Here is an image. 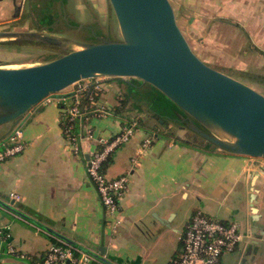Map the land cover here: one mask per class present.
Segmentation results:
<instances>
[{
	"label": "crops",
	"instance_id": "1",
	"mask_svg": "<svg viewBox=\"0 0 264 264\" xmlns=\"http://www.w3.org/2000/svg\"><path fill=\"white\" fill-rule=\"evenodd\" d=\"M32 2L0 0V30L12 22L18 25L12 30H29L23 23V12ZM39 3L33 2L36 6ZM228 4L246 22L255 20L256 15L261 20V12L264 15V0H234ZM73 90L48 97L22 118L0 126V150L12 144L9 135L15 128L22 131V151L0 162V226L7 227L9 241L26 256L3 255L0 264H30V260L39 259L54 243L52 234L43 228L115 264L158 263V256L149 259L144 247L150 234L156 235L150 253H155L153 248L163 241L168 249L164 263L172 264V257L182 247L186 225L196 211L237 222L239 230L247 234L232 253H238L234 264H240L244 257L246 263L264 264V162L260 158L219 149L203 152L182 137L187 136L183 130L176 135L168 133L170 126L162 122L163 129H158L153 124L158 120L149 112L128 119L126 114L133 111L122 109L115 94L91 101V107L86 108L88 114L75 121L77 140L73 142L61 126L65 108L72 103V96H64ZM101 106L105 109L101 116L91 112ZM132 122H136L137 136L133 134L128 143L117 146L103 168L107 178L128 175V186L115 214L119 224L113 226L86 174L85 160L98 137L108 138ZM85 130L92 132L91 139L85 136ZM146 138H152L151 143L139 152ZM12 192L21 196L17 205L9 197ZM246 250L250 251L245 254Z\"/></svg>",
	"mask_w": 264,
	"mask_h": 264
},
{
	"label": "water",
	"instance_id": "2",
	"mask_svg": "<svg viewBox=\"0 0 264 264\" xmlns=\"http://www.w3.org/2000/svg\"><path fill=\"white\" fill-rule=\"evenodd\" d=\"M108 2L119 38L96 35L94 41L79 40L45 33L40 27L0 30L1 44L36 45L58 53L46 62L0 66V126L22 118L47 97L81 80L132 77L156 88L179 108L177 119L186 122L178 129L190 130L226 153L264 159V95L196 55L170 0ZM97 85V81L87 85L82 105ZM43 229L69 242L52 229ZM82 249L106 264H115ZM100 250V254L105 252L104 247ZM245 260L240 264H250Z\"/></svg>",
	"mask_w": 264,
	"mask_h": 264
},
{
	"label": "rangeland",
	"instance_id": "3",
	"mask_svg": "<svg viewBox=\"0 0 264 264\" xmlns=\"http://www.w3.org/2000/svg\"><path fill=\"white\" fill-rule=\"evenodd\" d=\"M32 1L35 2V0ZM233 1L170 0L177 23L196 55L210 66L232 75L264 95V15L261 12V20H258L256 15L255 20L246 22L240 15L236 16L239 13L231 11L232 5H229L228 2L232 3ZM33 2L32 6L23 12V18L26 21L23 23L29 30L40 27L44 28L45 33L51 30V33L56 35L85 40L88 30L83 29V27L77 28L80 24L85 26L97 21L105 33L110 34L113 38L120 37L118 25L108 0H40L37 6ZM62 3L65 4L64 13L61 11ZM226 3L228 6L225 8ZM74 20L79 24H76ZM14 23L9 24L7 29L12 30L13 27L18 26ZM67 24L76 28L69 27ZM92 28L95 29V27ZM46 51V49L36 45L0 43V66L22 67L40 63L39 61ZM122 80L124 81L102 77L81 80L79 83L86 84L88 81H97L98 85L94 91L100 98L115 94L122 109L133 111V113L126 114L125 117L128 119L143 115L145 112H149L155 118L158 114L162 118H156L158 121L153 123L158 129H163L160 123L165 120L163 125L170 126L167 130L168 133L176 135L181 132L171 121L178 116L180 110L172 108L166 101V96L164 98L161 92V94L156 92V88L147 83H142L137 78L126 77ZM129 81H133V84H128ZM74 88L75 84L60 92ZM178 130L180 131L178 132ZM183 131L186 132L187 136L182 135V133V137L195 143H204L195 134H189L188 130ZM136 136L137 133L133 137ZM151 137L153 138V136ZM155 236L150 234L144 247L148 250L149 259L152 255L158 256V263L155 264H165L168 253L166 243L159 241L153 248L155 253H150ZM228 254L223 255L222 264L236 263L238 253L235 255Z\"/></svg>",
	"mask_w": 264,
	"mask_h": 264
},
{
	"label": "built area",
	"instance_id": "4",
	"mask_svg": "<svg viewBox=\"0 0 264 264\" xmlns=\"http://www.w3.org/2000/svg\"><path fill=\"white\" fill-rule=\"evenodd\" d=\"M79 82L75 83L72 92V103L65 108L64 116L63 131L66 137L73 142L77 140L73 129L74 122L77 118L88 114L84 104L82 105V99L87 92V85ZM88 98H91V96L89 95ZM104 111V106H101L91 112L94 115L101 116ZM135 130L136 122H132L130 125H125L120 132L108 138L98 137L96 147L85 160L86 174L95 186L103 208L112 218L113 226L119 224L115 214L118 210V202L128 186V175L122 174L114 178H107L102 166L109 154L117 146L127 142L133 136ZM85 131V136L91 139L93 137L92 132L90 130ZM21 138L22 131L15 128L9 135V141L12 144L5 145L0 150V162L22 151ZM151 140L149 138L144 139L139 152L144 151L150 145ZM74 151L78 152V146H74ZM9 197L13 200V205L21 200V196L14 192L10 193ZM246 236L247 234L239 230L237 222L222 221L209 217L201 211H196L186 225L182 247L172 258V264H220L221 257L224 254L233 253L244 242ZM52 237L54 243L48 247L39 259L30 260V264H106L81 247L53 234ZM3 255L26 257L9 241L7 227L0 226V259Z\"/></svg>",
	"mask_w": 264,
	"mask_h": 264
},
{
	"label": "trees",
	"instance_id": "5",
	"mask_svg": "<svg viewBox=\"0 0 264 264\" xmlns=\"http://www.w3.org/2000/svg\"><path fill=\"white\" fill-rule=\"evenodd\" d=\"M64 6H65V4L64 3H62L61 4V11L64 13ZM66 21V20H65ZM59 22V21H58ZM74 22L76 23V24H79V22H77V21H75L74 20ZM92 26V27H95V29L93 30V28L92 27H88V26ZM67 26H69V27H73V25H69V24H67ZM49 27V26H48ZM73 28H76V27H73ZM49 29H51L50 27H49ZM83 29H85V30H88V32H86L87 33V38H86V40H88V41H94L95 40V36L96 35H99V36H102V37H104V36H106V37H112L110 34H108V33H105L104 31H103V29H102V27L98 24V22L97 21H95V22H92V23H90V24H88V25H85V26H83ZM49 32H52L51 30H49ZM58 56V53L56 52V51H54V50H50V49H48L47 51H46V53H44V55H42V58H41V60L39 61V62H46V61H49V60H51V59H54V58H56ZM116 80H119V81H124V80H122V79H116ZM133 81H129V82H127L128 84H133L132 83ZM95 89V88H94ZM94 89H92L91 90V94H90V96H91V98H92V100H97V98L99 97V96H97L96 94H95V91H94ZM156 92L157 93H159V94H161L158 90H156ZM164 98H166L163 94H161ZM91 98H87V100L84 102V105H85V108H90L91 106H90V104H91ZM83 99H84V97H83ZM83 99H82V101H83ZM167 100L166 101H168V103L172 106V108H174V109H176V110H179V108L171 101V100H169L168 98H166ZM112 108H114L113 110H115V111H119V108L118 107H115V106H113ZM156 118L157 119H160V118H162L161 117V115H158V114H156ZM64 119L65 118H63V120H62V123H61V126H62V128H63V126H64ZM163 120V119H162ZM165 120H163L162 121V123L163 124H165V122H164ZM172 121V123L173 124H179L180 123V121H178V119H177V116H176V118L175 119H172L171 120ZM74 128H75V122H74ZM73 128V129H74ZM200 139H202L201 137H199ZM203 140V139H202ZM204 141V143H195V142H193L192 143V146H194V147H196V148H198L199 150H201V151H203V152H206V153H213V152H215V150H217V148L215 147V146H213L211 143H209V142H206L205 140H203ZM221 152H223V153H226V152H224V151H221ZM107 162H109V158H107L105 161H104V163H103V168H104V166H105V164L107 163ZM174 256H175V254H174ZM173 256V257H174ZM172 257V258H173ZM170 264H171V262H170Z\"/></svg>",
	"mask_w": 264,
	"mask_h": 264
},
{
	"label": "flooded vegetation",
	"instance_id": "6",
	"mask_svg": "<svg viewBox=\"0 0 264 264\" xmlns=\"http://www.w3.org/2000/svg\"><path fill=\"white\" fill-rule=\"evenodd\" d=\"M113 38V37H112ZM86 40V39H85ZM178 121H180V123L177 125L176 124V126L178 127L179 125H183L186 121L185 120H183V121H181V120H178ZM188 133L190 134V133H193V134H195L194 132H192V131H190V130H188ZM196 136H198L197 134H195ZM198 137H200V136H198ZM260 160H264L263 158H260ZM264 162V161H263ZM248 251H250V250H246V252H245V254H247V252ZM248 256V255H247ZM245 258V257H244ZM246 259V258H245ZM246 261V260H245Z\"/></svg>",
	"mask_w": 264,
	"mask_h": 264
}]
</instances>
